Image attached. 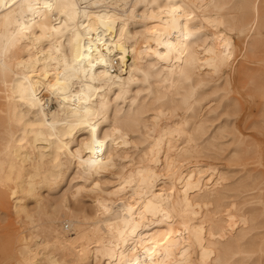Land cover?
I'll return each mask as SVG.
<instances>
[{
    "label": "clouds",
    "instance_id": "clouds-1",
    "mask_svg": "<svg viewBox=\"0 0 264 264\" xmlns=\"http://www.w3.org/2000/svg\"><path fill=\"white\" fill-rule=\"evenodd\" d=\"M0 264H264V0H0Z\"/></svg>",
    "mask_w": 264,
    "mask_h": 264
},
{
    "label": "rangeland",
    "instance_id": "rangeland-1",
    "mask_svg": "<svg viewBox=\"0 0 264 264\" xmlns=\"http://www.w3.org/2000/svg\"><path fill=\"white\" fill-rule=\"evenodd\" d=\"M246 66H248V65H246ZM260 103H261V102L258 100V101L256 102L257 106H256V107H253L252 111H253V114H254V115L258 113L259 108L262 106ZM254 110H255V111H254ZM10 228H11L10 231L12 232V231H14L15 226H14V225H10Z\"/></svg>",
    "mask_w": 264,
    "mask_h": 264
},
{
    "label": "bare ground",
    "instance_id": "bare-ground-1",
    "mask_svg": "<svg viewBox=\"0 0 264 264\" xmlns=\"http://www.w3.org/2000/svg\"><path fill=\"white\" fill-rule=\"evenodd\" d=\"M249 69V66H246V65H244L242 68H240L239 69V72H245V71H247ZM238 75H239V73H238ZM261 104V103H260ZM253 109V108H252ZM251 109V110H252ZM255 111V110H254ZM252 113H253V111H252ZM243 130V129H242ZM11 229V228H10ZM16 229H14V231H15ZM11 232V231H10Z\"/></svg>",
    "mask_w": 264,
    "mask_h": 264
}]
</instances>
